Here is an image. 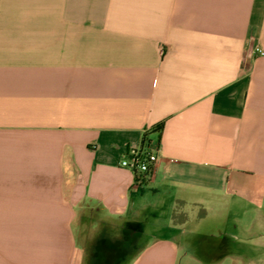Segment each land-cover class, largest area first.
Returning a JSON list of instances; mask_svg holds the SVG:
<instances>
[{"label": "crops", "instance_id": "1", "mask_svg": "<svg viewBox=\"0 0 264 264\" xmlns=\"http://www.w3.org/2000/svg\"><path fill=\"white\" fill-rule=\"evenodd\" d=\"M0 264H264V0H0Z\"/></svg>", "mask_w": 264, "mask_h": 264}, {"label": "built area", "instance_id": "2", "mask_svg": "<svg viewBox=\"0 0 264 264\" xmlns=\"http://www.w3.org/2000/svg\"><path fill=\"white\" fill-rule=\"evenodd\" d=\"M158 161V154L143 145L140 148H131L128 150L122 158L120 166L134 172L141 179L144 176H152Z\"/></svg>", "mask_w": 264, "mask_h": 264}, {"label": "rangeland", "instance_id": "3", "mask_svg": "<svg viewBox=\"0 0 264 264\" xmlns=\"http://www.w3.org/2000/svg\"><path fill=\"white\" fill-rule=\"evenodd\" d=\"M21 219H9L8 220V225L10 228L15 229L13 233L8 232L12 237H18L20 236V228H21Z\"/></svg>", "mask_w": 264, "mask_h": 264}]
</instances>
